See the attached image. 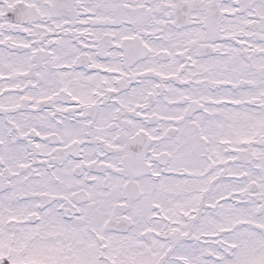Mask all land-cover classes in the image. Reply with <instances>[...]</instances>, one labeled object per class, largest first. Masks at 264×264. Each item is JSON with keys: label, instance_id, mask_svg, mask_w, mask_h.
I'll return each instance as SVG.
<instances>
[{"label": "snow or ice", "instance_id": "obj_1", "mask_svg": "<svg viewBox=\"0 0 264 264\" xmlns=\"http://www.w3.org/2000/svg\"><path fill=\"white\" fill-rule=\"evenodd\" d=\"M0 264H264V0H0Z\"/></svg>", "mask_w": 264, "mask_h": 264}]
</instances>
